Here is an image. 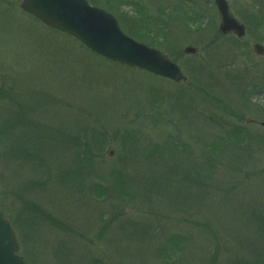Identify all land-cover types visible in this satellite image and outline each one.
<instances>
[{
  "label": "rangeland",
  "instance_id": "1",
  "mask_svg": "<svg viewBox=\"0 0 264 264\" xmlns=\"http://www.w3.org/2000/svg\"><path fill=\"white\" fill-rule=\"evenodd\" d=\"M88 1L129 37L154 33L187 83L110 63L0 0V212L18 255L264 264V26L244 19L264 0H226L241 40L219 33L214 0ZM230 132L244 139L223 146Z\"/></svg>",
  "mask_w": 264,
  "mask_h": 264
},
{
  "label": "water",
  "instance_id": "2",
  "mask_svg": "<svg viewBox=\"0 0 264 264\" xmlns=\"http://www.w3.org/2000/svg\"><path fill=\"white\" fill-rule=\"evenodd\" d=\"M215 4L221 17L220 31L224 34L235 32L242 36L243 27L230 16L226 3L218 0ZM20 8L51 29L75 38L90 51L109 61L137 67L176 83L185 81L174 63L159 51L124 35L112 15L90 6L85 0H23ZM254 50L257 54H264L260 46H255ZM184 53L194 54L195 51L187 47ZM111 155L112 151H109L108 156ZM17 249L13 230L0 214V264H24L16 254Z\"/></svg>",
  "mask_w": 264,
  "mask_h": 264
},
{
  "label": "trees",
  "instance_id": "3",
  "mask_svg": "<svg viewBox=\"0 0 264 264\" xmlns=\"http://www.w3.org/2000/svg\"><path fill=\"white\" fill-rule=\"evenodd\" d=\"M92 5H94V4H92ZM195 20H197V19H191V21H195ZM153 35H154V33H149V30L147 28H145L144 31L142 30L141 32H139V34L136 35L137 37H134L133 39L138 41V42L144 43V44H146V45H148L150 47H155L154 46L155 45V43H154L155 41L152 40V38H154ZM160 36H163L161 30H160ZM235 136L236 135H234V137Z\"/></svg>",
  "mask_w": 264,
  "mask_h": 264
},
{
  "label": "flooded vegetation",
  "instance_id": "4",
  "mask_svg": "<svg viewBox=\"0 0 264 264\" xmlns=\"http://www.w3.org/2000/svg\"><path fill=\"white\" fill-rule=\"evenodd\" d=\"M263 14H264V11H263ZM259 39H260V41H261L260 44L264 46V38H263V37H260Z\"/></svg>",
  "mask_w": 264,
  "mask_h": 264
}]
</instances>
